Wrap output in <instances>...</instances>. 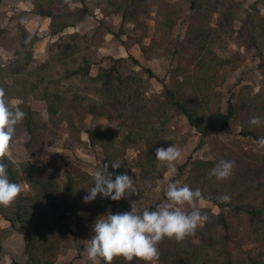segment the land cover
Masks as SVG:
<instances>
[{
  "label": "trees",
  "instance_id": "obj_1",
  "mask_svg": "<svg viewBox=\"0 0 264 264\" xmlns=\"http://www.w3.org/2000/svg\"><path fill=\"white\" fill-rule=\"evenodd\" d=\"M95 1L103 2L105 10L119 16L123 23H134L137 27L145 23L152 7V0ZM186 1L191 15L180 42L169 36L164 42L157 40L148 45L143 43L144 35L134 39L147 59L153 57L157 46L164 44L162 53L175 61L169 69L168 82L162 83L160 95L153 99L147 98L145 81L139 75L125 74L130 60L135 67L153 76L151 70L144 68L131 54L110 57L113 63L99 68L96 76H91V59L82 56L78 39L70 34L69 42L58 52L51 53L48 62L30 70L32 48L41 37L36 33L21 35L16 40L17 61L9 69L0 66V88L5 90L10 101L33 99L44 102L48 120L17 105L26 115L16 127L13 143L25 135L26 148L41 152L50 137L62 138L63 134H68L78 138L80 131L76 120H83L88 115L105 118L116 122L118 128H95L88 130L87 135L91 146L102 152L104 163L109 164L115 179V175L129 174L131 168L142 178L165 170L163 162L157 161L155 151L175 144L172 125L177 116H184L202 137H208L210 132H226L231 122L236 121L241 136L256 141L264 138V86L252 97H242L240 93L232 95L227 101L226 112L221 108L217 91L222 71H235L243 64L239 56L225 58L217 53L215 48L226 40L225 37L239 36L244 44L256 50L264 65V34L257 31L259 21L263 19L255 1ZM33 2L35 15L55 16V0ZM2 3L0 0V7ZM88 11L86 7L81 8L80 17ZM179 19L178 13L167 18L166 33L172 32ZM69 26L72 25L68 22H53L49 35H59ZM112 33L119 38L120 34ZM57 67L61 69L58 72L55 71ZM74 79L84 82V92L77 86L63 83ZM257 116L262 123L250 125V119ZM211 142L218 157L214 161L189 164L186 179L190 188H199L204 195L209 206L202 208V212L207 214L208 221L182 243L167 238L160 242L158 264H264V157L228 149L218 137ZM133 145L142 149L130 164L127 150ZM221 160L235 163L232 176L225 181L211 176ZM110 162H119L122 166L113 169ZM5 163L10 180L20 184L24 179L30 188L29 192L20 195L13 207H0V216L23 234L29 264H55L66 239L69 217L76 218L77 232L81 233L84 225L93 222L106 206H116L123 201L98 195L94 201L84 203L83 198L94 186V176L80 171L62 154L56 153L41 164L28 160L18 166L10 158ZM184 168L180 167L181 172ZM224 195L231 197L229 203L220 201ZM212 207H217L219 212L213 214ZM225 210L233 215L243 213L248 218L250 235L259 246L256 256H249L247 260L233 257ZM7 234V230L0 227V264H3L1 254ZM78 249L81 253L85 250L82 246ZM113 264L129 262L116 258ZM131 264L144 262L134 258Z\"/></svg>",
  "mask_w": 264,
  "mask_h": 264
},
{
  "label": "rangeland",
  "instance_id": "obj_2",
  "mask_svg": "<svg viewBox=\"0 0 264 264\" xmlns=\"http://www.w3.org/2000/svg\"><path fill=\"white\" fill-rule=\"evenodd\" d=\"M241 2L242 0H233ZM259 16L263 19L257 26L258 33L264 34V0H254ZM86 7L89 11L85 16L80 17L81 8ZM105 4L95 0H55V16L41 17L33 13L35 4L33 0H3L0 7V66L10 68L17 60L15 51L17 50V39L26 33H36L41 38L32 48V63L29 69H34L48 62L51 53H56L61 46L69 42L68 36L74 34L78 39L83 57L91 59V76H96L98 69L109 67L113 62L110 59L128 57L131 54L135 59L148 68L153 73L135 67L132 61L126 64L125 74L139 75L145 82V91L148 99L157 98L163 82H168L169 69L174 66L175 61L162 53V46L155 48V54L151 59H147L141 52L140 46L134 43L141 35H144L143 43L150 44L155 41H165L166 37L180 42L183 39L187 24L190 20L191 11L186 0H152V7L145 23L135 26L134 23H123L121 18L109 10H105ZM178 13L180 19L171 33H166L165 22L168 17ZM217 17V16H215ZM259 20V19H258ZM53 22H68L70 25L61 34L49 35L50 25ZM120 34L119 38L113 33ZM215 49L222 57H241L242 65L235 71L225 69L221 73V81L217 91L221 97L222 110L227 111V101L235 94L242 97H252L260 92L264 86V65L257 57L256 50L244 44L240 37L234 34L231 38L225 37ZM57 67L55 71H60ZM65 86H77L84 92V82L79 79L63 82ZM91 97H94L90 94ZM16 105L28 109L42 119L48 120L46 104L42 101L29 99L26 101L15 100ZM79 128V137H69L63 134L62 138H48L43 147V151H30L26 148L27 137L23 135L12 144V156L10 159L18 166L24 161H31L41 164L52 155L62 154L70 162L85 174L92 175L104 165V158L99 148L91 146L87 135L88 130L117 129L116 122L105 118H96L88 115L83 120H76ZM172 130L176 141L175 146L182 152V158L174 162L171 166L163 163L164 169L159 174L142 178L138 171L131 168L129 176L132 177L137 194L123 199L116 205L106 206L93 222L86 223L81 233L77 232L76 218L69 217L66 228V239L60 248L55 264H91L85 255V250L81 253L78 247L86 248V240L93 235V225L99 216L131 211L133 207L138 212L144 210L154 211L166 202L165 191L170 182L179 181L181 185L187 184V172L189 164L195 162L214 161L218 156L215 153V146L211 140L215 137L221 139L228 149L240 153L251 154V156L264 157V148L260 147L256 140L240 135V125L236 121L231 122L230 128L226 132H210L208 137H202L193 127L189 125L184 116H177L173 120ZM119 138L117 139V141ZM141 146H131L127 150V159L132 164ZM180 167H185L181 172ZM113 174V170L108 168ZM63 176L64 170H61ZM22 187L21 195L29 192L30 188L25 180L20 183ZM209 206L207 203L203 208ZM212 213L217 214L219 209L212 207ZM224 214L229 220L228 233L230 236L229 249L236 260H247L249 256H256L259 246L250 235L249 220L243 214L233 215L229 210ZM0 227L6 229L8 234L3 242L1 261L3 264L12 262L29 264L23 234L16 226H11L9 222L0 216ZM103 264V261L101 262Z\"/></svg>",
  "mask_w": 264,
  "mask_h": 264
},
{
  "label": "clouds",
  "instance_id": "obj_3",
  "mask_svg": "<svg viewBox=\"0 0 264 264\" xmlns=\"http://www.w3.org/2000/svg\"><path fill=\"white\" fill-rule=\"evenodd\" d=\"M25 113L10 101L5 90L0 88V207L9 209L15 205L22 193L19 183H14L8 175L5 163L12 156V144L16 127L25 118ZM250 125L262 123L260 117H252ZM264 148V138L257 141ZM157 161L171 166L182 158V152L175 145L167 148H157ZM113 169H119V162H110ZM234 161L221 160L211 172L216 180L225 181L233 174ZM109 164L97 169L94 176V186L88 190L83 198L84 203L94 201L97 196L120 201L137 194L134 180L127 173L115 175L108 171ZM210 176V178H211ZM166 202L160 204L156 210L138 212L132 203L131 211L99 216L93 225V235L86 240L85 255L91 264H113L116 258H123L131 262L135 259L144 264H158V245L165 238L184 242L194 236L198 228L208 221L207 214L202 212L207 203L199 188L193 190L187 184L179 181L170 182L165 191ZM222 203H229L231 197L224 195L219 198Z\"/></svg>",
  "mask_w": 264,
  "mask_h": 264
}]
</instances>
